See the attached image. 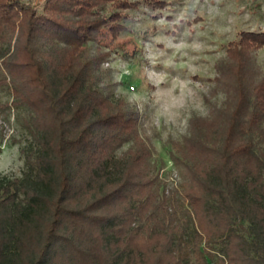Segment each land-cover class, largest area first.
<instances>
[{"label":"trees","instance_id":"16d2710c","mask_svg":"<svg viewBox=\"0 0 264 264\" xmlns=\"http://www.w3.org/2000/svg\"><path fill=\"white\" fill-rule=\"evenodd\" d=\"M141 1L163 0H0V109L23 108L31 138L22 174L0 173V264H264V75L246 66L224 108L191 120L167 188L138 111L102 81L100 41ZM240 35L264 45V28Z\"/></svg>","mask_w":264,"mask_h":264},{"label":"rangeland","instance_id":"374dc122","mask_svg":"<svg viewBox=\"0 0 264 264\" xmlns=\"http://www.w3.org/2000/svg\"><path fill=\"white\" fill-rule=\"evenodd\" d=\"M22 1L37 11L44 2ZM126 12L127 29L112 42L100 41L112 48L102 63L104 90L138 111L139 133L152 149L149 167L173 189L184 177L171 149L189 135L191 120L224 108L225 82L246 66L264 75V45L245 50L238 44L242 32L264 28V0L141 1ZM10 100L0 87V101ZM24 117L23 108L0 109V173L7 177L25 169L22 148L31 138ZM127 147L122 144L114 155Z\"/></svg>","mask_w":264,"mask_h":264}]
</instances>
